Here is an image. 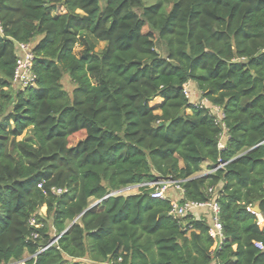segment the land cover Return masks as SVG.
Returning a JSON list of instances; mask_svg holds the SVG:
<instances>
[{
  "label": "trees",
  "instance_id": "16d2710c",
  "mask_svg": "<svg viewBox=\"0 0 264 264\" xmlns=\"http://www.w3.org/2000/svg\"><path fill=\"white\" fill-rule=\"evenodd\" d=\"M106 1L0 0V264H264V0ZM17 42L36 86L13 93ZM165 180L216 201V248L150 189L113 195Z\"/></svg>",
  "mask_w": 264,
  "mask_h": 264
},
{
  "label": "built area",
  "instance_id": "2783aa9c",
  "mask_svg": "<svg viewBox=\"0 0 264 264\" xmlns=\"http://www.w3.org/2000/svg\"><path fill=\"white\" fill-rule=\"evenodd\" d=\"M0 37H4V30L1 21H0ZM16 51L18 58H17V68L15 71L13 85L19 86L20 89L36 86V77L33 73L34 53L32 46L30 44L17 42ZM188 85L189 84L185 85L184 93L188 98H190V91ZM222 118H223V114L221 111V118L219 120H221ZM224 146L225 143L223 141V137H221L219 142V147L224 148ZM220 167H222V165ZM131 187H136L139 190L141 188H148L151 190L152 198L161 199V200H170L172 206L170 214H172L174 217L182 218L184 216L192 214L196 219H201L199 218V216H197L198 211L203 209H208L210 212V221L208 224L210 226V236L215 241L214 247L216 248L221 243L223 239V234H222L223 227L219 219L220 209L215 200L206 203H199L193 201H185L182 203L181 201L183 199L184 191L180 183L167 181V180L158 183H144L141 185H136ZM169 187H174L177 197L171 198L167 195ZM56 192L61 193L62 191L57 190ZM210 192H213V190L210 189ZM180 195H182V198H180ZM248 211L257 217L258 224L263 222L264 217L262 216V214L256 213L252 208H249ZM32 224L35 225L34 219L32 220ZM35 237H38V235L36 234ZM258 246L261 247V245Z\"/></svg>",
  "mask_w": 264,
  "mask_h": 264
},
{
  "label": "rangeland",
  "instance_id": "374dc122",
  "mask_svg": "<svg viewBox=\"0 0 264 264\" xmlns=\"http://www.w3.org/2000/svg\"><path fill=\"white\" fill-rule=\"evenodd\" d=\"M158 0H144V5L145 6H148V5H151V4H154L155 2H157ZM106 3L107 1L106 0H101V6L102 8H105L106 7ZM165 4H166V7L167 9H169L171 7V3L165 1ZM64 12V10H60V13ZM36 42L33 41L32 42V45H34ZM105 44L104 43H99L97 44V47H96V50L99 52L101 51L103 48H104ZM158 51L160 52V54L162 56H166V51H165V47L163 44H159L158 45ZM63 86L65 88V90L67 92H69L70 94L72 93L73 89H74V85L72 84L70 78L68 76H65L64 79H63ZM189 91H190V100L194 103H198V104H202L204 106H209L208 108L210 109L211 113L219 120L221 118V111L216 108V107H213L211 106L206 100H203L201 99V101H199V98H201V95L200 93L196 90L194 84L192 82L189 83ZM20 89L19 86H15L13 85V88H12V91L13 93L17 92L18 90ZM162 101L158 98L156 100H154L151 105L152 106H155L159 103H161ZM30 135V132L26 131L24 133V135L20 138V139H23V138H26ZM204 172L206 171V167L203 168ZM175 189L174 187H169L168 188V192H167V195L171 198H173L175 196ZM136 193H139V189H137L136 187H128V188H124L118 192H114L113 194L115 195H123V196H128V195H132V194H136ZM97 202L96 201H92V204L91 205H94L96 204ZM40 213L45 216L46 213H47V208L46 207H43L41 210H40ZM206 220H208L206 218ZM260 226H263V223H260L259 224ZM54 234V233H53ZM215 248V247H214ZM31 259V256H29L28 254H25L23 259L21 261H18V262H12L10 264H25V262L29 261Z\"/></svg>",
  "mask_w": 264,
  "mask_h": 264
},
{
  "label": "crops",
  "instance_id": "0c3cea01",
  "mask_svg": "<svg viewBox=\"0 0 264 264\" xmlns=\"http://www.w3.org/2000/svg\"><path fill=\"white\" fill-rule=\"evenodd\" d=\"M201 99H202V97L199 98V101H201ZM207 107H209V106H207ZM222 137H223V141L225 143V141L227 140V134H224ZM208 166H209V163H205V165L203 166V168L206 167V171L204 172V170H202V173L199 176L206 175V174H208L211 171V170L208 169ZM174 197H177L176 192H175V196ZM180 198H182V195H180ZM197 216H199V218H204V219L207 218L208 219L207 220L208 223L210 221V212H209L208 209H203V210L198 211ZM262 223H263V226H261V228L264 227V220H263Z\"/></svg>",
  "mask_w": 264,
  "mask_h": 264
},
{
  "label": "water",
  "instance_id": "95a60500",
  "mask_svg": "<svg viewBox=\"0 0 264 264\" xmlns=\"http://www.w3.org/2000/svg\"><path fill=\"white\" fill-rule=\"evenodd\" d=\"M113 195H114V194H113ZM97 203H98V202H97ZM97 203H96V204H97ZM96 204H94V205H96ZM94 205H91V206L89 207V209L92 208ZM253 210H254L256 213L261 214V210H260L259 206H255V207L253 208Z\"/></svg>",
  "mask_w": 264,
  "mask_h": 264
}]
</instances>
